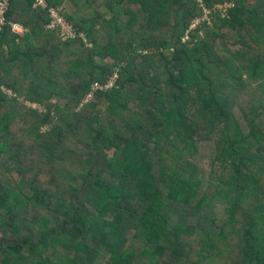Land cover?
<instances>
[{
	"label": "trees",
	"instance_id": "trees-1",
	"mask_svg": "<svg viewBox=\"0 0 264 264\" xmlns=\"http://www.w3.org/2000/svg\"><path fill=\"white\" fill-rule=\"evenodd\" d=\"M43 1L0 34V264H264V0Z\"/></svg>",
	"mask_w": 264,
	"mask_h": 264
},
{
	"label": "built area",
	"instance_id": "built-area-1",
	"mask_svg": "<svg viewBox=\"0 0 264 264\" xmlns=\"http://www.w3.org/2000/svg\"><path fill=\"white\" fill-rule=\"evenodd\" d=\"M37 4L42 5L43 7H46V4L43 0H37ZM10 5L11 2L10 0H0V34L3 32L4 28L7 25H11L12 27V31L14 33H18L20 31L23 30V28L17 24V23H9L8 22V13L10 11ZM201 5L204 7V5L201 2ZM51 16L53 18L52 24L48 26V28H60L68 37H73L74 36V32L72 31V28L70 27V25L67 24L66 20L60 15L59 11L56 10H52L51 11ZM199 21V20H198ZM198 21H196V23H198ZM195 25V24H194ZM114 84V79H112L108 85L106 86H101L99 84L95 85L94 90L97 91L98 89H107L111 86H113ZM4 91L10 95H12V93L10 91H7L4 89ZM90 98V96H89Z\"/></svg>",
	"mask_w": 264,
	"mask_h": 264
},
{
	"label": "rangeland",
	"instance_id": "rangeland-1",
	"mask_svg": "<svg viewBox=\"0 0 264 264\" xmlns=\"http://www.w3.org/2000/svg\"><path fill=\"white\" fill-rule=\"evenodd\" d=\"M197 1H198V3L201 4V0H197ZM200 6L203 7L202 5H200ZM217 8H219L221 10L222 14L225 15V13H226V11H225L226 6L225 5H219V6H217ZM63 9H66L68 12L69 11L72 12L74 10L73 6L70 5V4L65 5ZM210 13H211L210 11L205 10V13L201 17V19H198L199 20L198 23H196V22L193 23V28H197V26H199V24L203 23L204 21H208L209 24H211L210 23V21H211V17H210L211 15H210ZM187 38L188 37H186V39ZM55 102H57L59 104H61V103L64 104L65 103L64 101H62L60 98H57V97L55 99Z\"/></svg>",
	"mask_w": 264,
	"mask_h": 264
},
{
	"label": "crops",
	"instance_id": "crops-1",
	"mask_svg": "<svg viewBox=\"0 0 264 264\" xmlns=\"http://www.w3.org/2000/svg\"><path fill=\"white\" fill-rule=\"evenodd\" d=\"M26 32L25 30L23 29L22 31L18 32V34H21V35H24Z\"/></svg>",
	"mask_w": 264,
	"mask_h": 264
}]
</instances>
